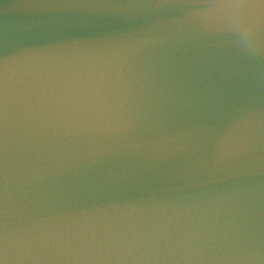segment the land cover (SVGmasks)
Instances as JSON below:
<instances>
[{
  "label": "water",
  "instance_id": "water-1",
  "mask_svg": "<svg viewBox=\"0 0 264 264\" xmlns=\"http://www.w3.org/2000/svg\"><path fill=\"white\" fill-rule=\"evenodd\" d=\"M207 2L0 0V58L14 47L102 50L114 57L117 85L116 103L103 111L70 116L72 126L55 138L59 153L73 163L83 158L72 169L71 180L63 181V194L55 198L38 197L45 186L22 173L33 155L30 133L10 129L8 205L13 231L52 210L117 206L144 210L145 219L153 220L193 199L239 189L252 218L241 247L247 255H264V51L250 56L241 50L229 30L234 15L229 10L216 13V30L202 31L205 18L189 13L204 11L200 6ZM158 19L179 21L174 28L195 42L171 50L168 54L180 59L167 69L154 55L135 51ZM260 34L264 37L261 29ZM236 69L247 74L245 90L215 87L226 85ZM192 96L200 99L189 106ZM247 120L251 123L236 133L240 150L217 165V142ZM2 157L0 151V179ZM121 170L129 175H109ZM213 172L223 179L199 183ZM247 264L264 262L253 259Z\"/></svg>",
  "mask_w": 264,
  "mask_h": 264
},
{
  "label": "clouds",
  "instance_id": "clouds-1",
  "mask_svg": "<svg viewBox=\"0 0 264 264\" xmlns=\"http://www.w3.org/2000/svg\"><path fill=\"white\" fill-rule=\"evenodd\" d=\"M189 16L205 18L202 31L211 32L217 28L205 13L190 12ZM178 23L171 19L154 21L135 46V51L154 55L162 69L177 64L180 58L168 53L181 45L195 43L193 38L174 28ZM229 30L236 34V41L246 54L255 56L264 51V37L258 22L234 14ZM73 47L78 46L42 48ZM215 87L241 92L248 87L247 74L241 69L233 70L226 85ZM199 99L192 96L187 104L194 106ZM250 123L247 120L237 124L217 142V165L240 150L237 130ZM72 124L68 115L45 109L29 131L28 147L33 155L26 161L22 173L45 186V191L36 193L42 200L63 194V181L71 180L72 169L83 163V158L73 163V158L59 153L54 142ZM109 175L121 177L129 173L121 170ZM220 179L223 177L213 172L199 183L208 184ZM245 199L239 189L221 191L178 205L153 220L145 219L144 210L118 209L117 206L48 211L19 229L16 264H247L251 258L242 249L241 242L251 230L252 218L250 209L244 204Z\"/></svg>",
  "mask_w": 264,
  "mask_h": 264
},
{
  "label": "snow or ice",
  "instance_id": "snow-or-ice-1",
  "mask_svg": "<svg viewBox=\"0 0 264 264\" xmlns=\"http://www.w3.org/2000/svg\"><path fill=\"white\" fill-rule=\"evenodd\" d=\"M209 19L229 10L258 22L264 31V0H208L200 6ZM114 57L91 48L14 47L0 58V264H16L17 230L10 228L7 152L9 132H29L45 109L66 114L103 111L116 103ZM250 260L260 259L250 253Z\"/></svg>",
  "mask_w": 264,
  "mask_h": 264
}]
</instances>
